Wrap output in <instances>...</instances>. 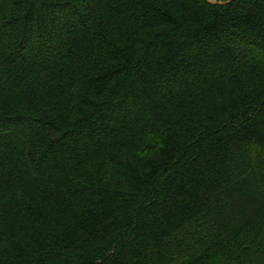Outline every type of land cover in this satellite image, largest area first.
<instances>
[{
  "label": "trees",
  "instance_id": "trees-1",
  "mask_svg": "<svg viewBox=\"0 0 264 264\" xmlns=\"http://www.w3.org/2000/svg\"><path fill=\"white\" fill-rule=\"evenodd\" d=\"M0 264H264V0H0Z\"/></svg>",
  "mask_w": 264,
  "mask_h": 264
},
{
  "label": "water",
  "instance_id": "water-1",
  "mask_svg": "<svg viewBox=\"0 0 264 264\" xmlns=\"http://www.w3.org/2000/svg\"><path fill=\"white\" fill-rule=\"evenodd\" d=\"M232 1H234V0H232ZM219 4H223V3L220 2Z\"/></svg>",
  "mask_w": 264,
  "mask_h": 264
}]
</instances>
